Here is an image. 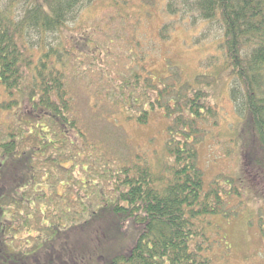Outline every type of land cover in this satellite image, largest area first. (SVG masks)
<instances>
[{
	"label": "trees",
	"instance_id": "1",
	"mask_svg": "<svg viewBox=\"0 0 264 264\" xmlns=\"http://www.w3.org/2000/svg\"><path fill=\"white\" fill-rule=\"evenodd\" d=\"M92 1L0 0V111L10 118L0 123V264H210L207 230L213 216L242 207V175L264 196V0H165L170 20L184 13L203 24L213 50L191 79L173 63L157 80L134 35L123 39L133 50L128 65H99L100 46L78 22ZM104 1L116 12L111 23L119 15V35L131 16L127 0ZM172 22H160V38ZM87 70L98 75L80 85L92 96L88 107L115 127L164 111L159 154L134 151L119 130L96 133L83 120L75 72ZM218 80L241 121L242 170L206 185L197 143L217 122L210 96Z\"/></svg>",
	"mask_w": 264,
	"mask_h": 264
},
{
	"label": "rangeland",
	"instance_id": "2",
	"mask_svg": "<svg viewBox=\"0 0 264 264\" xmlns=\"http://www.w3.org/2000/svg\"><path fill=\"white\" fill-rule=\"evenodd\" d=\"M164 1L154 0L148 6H139L136 0H127L126 6L122 9H125L124 13L131 14V16L128 18L129 20L127 19L129 23L125 28L119 30L121 36L115 35L116 31L112 27L116 26L119 21V15L116 18L113 17L115 20L112 23L113 19L110 21L112 15L116 16L112 6L104 0H94L85 6L81 10L78 22L82 32H87L98 44V47L100 46L98 51H101L96 52V55L99 56V65L108 67L128 65L127 55L133 50L127 48V41L123 39L134 35L140 38L138 52L143 54L144 62L151 68L155 79L168 73L167 67L173 63L177 64L182 74L189 79L196 72L206 70L207 67L203 60L213 48L210 47L211 43H207L209 38L201 37L204 29L202 23L197 22L191 25L189 14L183 13L180 16L176 14L172 18V23L175 26L168 30L169 34L165 38H160L158 33L160 22L162 20L172 21L163 10ZM110 23L111 27L108 26ZM77 24L73 26H78ZM98 26L102 28L98 29ZM73 31L74 36L79 39L78 35L82 33L77 30ZM106 34L111 39L121 38L113 39L114 43H111L106 39ZM108 46L113 51V54H110L112 57L106 56L105 47ZM88 61L86 60L84 63L88 64ZM75 73L74 89H77L75 106L83 120L88 119L93 131L106 133L112 129L115 132L119 130L120 135L126 137L127 146L150 158L161 152L167 122L161 108L153 110L145 123L120 120L117 123L121 127H115L100 118L99 110L96 107L93 109L94 111L89 109L88 101L92 96L90 97L87 90L80 86L84 80L95 79L98 75H93L90 70ZM216 85L218 87L214 88L215 92H211L210 100L214 102L217 110L215 112L217 122L205 124V134L197 143L198 164L203 169L206 185L220 174L241 176L243 161L242 141L244 137L239 132L241 121L234 113L233 104L226 95L224 82L218 80ZM3 97L4 92L0 88V99ZM6 120H10L9 116L0 111V123L7 122ZM110 141L112 142V140ZM242 178L244 202L238 213L229 217L213 216L212 225L207 230L210 240L212 241L214 238L213 246L209 251L210 264H264V231L260 232L255 221L259 211L255 209L258 208L260 209L259 214L264 220V196L257 195L256 185L247 176L242 175ZM101 182L106 184L105 192L110 193L109 187L112 184L110 185L107 180H101ZM252 216H254V220L251 222Z\"/></svg>",
	"mask_w": 264,
	"mask_h": 264
}]
</instances>
